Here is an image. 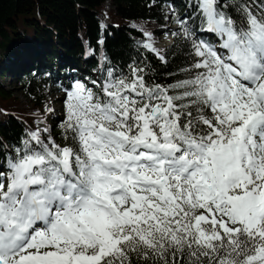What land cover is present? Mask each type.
I'll return each mask as SVG.
<instances>
[{
	"label": "snow or ice",
	"instance_id": "obj_1",
	"mask_svg": "<svg viewBox=\"0 0 264 264\" xmlns=\"http://www.w3.org/2000/svg\"><path fill=\"white\" fill-rule=\"evenodd\" d=\"M184 2L172 83L105 56L64 89L59 138L0 140V264H264V0Z\"/></svg>",
	"mask_w": 264,
	"mask_h": 264
},
{
	"label": "trees",
	"instance_id": "obj_2",
	"mask_svg": "<svg viewBox=\"0 0 264 264\" xmlns=\"http://www.w3.org/2000/svg\"><path fill=\"white\" fill-rule=\"evenodd\" d=\"M105 1L0 0V73L16 76L28 98L25 104L0 88V140L4 143H16L26 129L35 128L34 120L57 87L66 88L77 79H103L102 70L108 64L127 72L134 60L146 59L156 82H173L170 74H176L185 62L180 42L172 38L168 45L157 46L168 52V63L163 64L136 41L141 39L139 28L159 33L165 5L183 12L184 0H108L109 5ZM104 9L116 21L105 19ZM62 118L63 114L42 127L51 126L59 138Z\"/></svg>",
	"mask_w": 264,
	"mask_h": 264
},
{
	"label": "rangeland",
	"instance_id": "obj_3",
	"mask_svg": "<svg viewBox=\"0 0 264 264\" xmlns=\"http://www.w3.org/2000/svg\"><path fill=\"white\" fill-rule=\"evenodd\" d=\"M106 5H109V1H105ZM170 5H165V14L169 16V19H164L163 23L160 25V32L154 33L155 40L157 42V46L167 45L171 42V33L166 31L168 29L175 30L176 25L173 21H170ZM105 19L115 20L114 15L108 9H104ZM17 66L16 64L13 66ZM74 81H72L73 83ZM71 83V84H72ZM0 88L9 90L13 95H16L19 99L28 103V98L23 94L22 88L20 83L17 80L16 76H12L10 73L5 72L4 74L0 73ZM64 89L65 87H57L54 91L49 94V98L43 104L41 111L38 113V118L34 120L35 127H42L43 123H52L56 122L60 119L61 115L63 114V101H64ZM46 108L54 109V113H47L45 111Z\"/></svg>",
	"mask_w": 264,
	"mask_h": 264
}]
</instances>
